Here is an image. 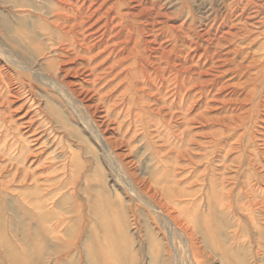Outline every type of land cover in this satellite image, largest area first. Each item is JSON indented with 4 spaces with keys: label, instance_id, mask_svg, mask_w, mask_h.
<instances>
[{
    "label": "rangeland",
    "instance_id": "374dc122",
    "mask_svg": "<svg viewBox=\"0 0 264 264\" xmlns=\"http://www.w3.org/2000/svg\"><path fill=\"white\" fill-rule=\"evenodd\" d=\"M0 264H264V0H0Z\"/></svg>",
    "mask_w": 264,
    "mask_h": 264
},
{
    "label": "bare ground",
    "instance_id": "6f19581e",
    "mask_svg": "<svg viewBox=\"0 0 264 264\" xmlns=\"http://www.w3.org/2000/svg\"><path fill=\"white\" fill-rule=\"evenodd\" d=\"M15 64V63H14ZM16 65V64H15ZM16 66H18V65H16ZM15 66V67H16ZM23 68V67H22ZM9 96V95H8ZM19 170V169H18ZM4 196V195H3ZM22 196V195H21ZM23 199H25V198H23ZM9 201V200H8ZM12 203V202H11ZM13 205V204H12ZM32 205V204H31ZM16 205H14V207H15ZM25 213V212H24ZM112 240V239H111ZM227 258V257H226ZM40 262V261H39Z\"/></svg>",
    "mask_w": 264,
    "mask_h": 264
}]
</instances>
